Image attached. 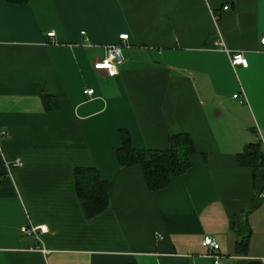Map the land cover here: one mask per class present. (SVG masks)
Instances as JSON below:
<instances>
[{"label": "crops", "instance_id": "obj_1", "mask_svg": "<svg viewBox=\"0 0 264 264\" xmlns=\"http://www.w3.org/2000/svg\"><path fill=\"white\" fill-rule=\"evenodd\" d=\"M121 34L118 74L95 70ZM262 37L264 0H0V264H211L205 236L223 264H264V169L238 159L257 138L264 151ZM121 131L140 150L188 135L189 170L151 191L119 165ZM79 168L110 185L93 220ZM29 223L47 226L46 254L21 234Z\"/></svg>", "mask_w": 264, "mask_h": 264}, {"label": "trees", "instance_id": "obj_2", "mask_svg": "<svg viewBox=\"0 0 264 264\" xmlns=\"http://www.w3.org/2000/svg\"><path fill=\"white\" fill-rule=\"evenodd\" d=\"M4 1L23 3L26 0ZM262 146L259 138L254 143L246 145L243 153L238 156L240 164L253 170L264 169ZM193 152V143L186 134L171 136L167 148L158 151L133 148L128 135L121 131L120 147L116 149V157L121 167L136 166L140 168L148 188L151 191H158L167 188L170 178L181 176L189 170L190 155ZM2 164L3 161L0 157V166ZM75 184L83 212L88 220L97 218L108 209L110 185L100 177L95 169H76ZM230 229L238 236L237 253L245 254L249 238L245 217L232 218Z\"/></svg>", "mask_w": 264, "mask_h": 264}, {"label": "built area", "instance_id": "obj_3", "mask_svg": "<svg viewBox=\"0 0 264 264\" xmlns=\"http://www.w3.org/2000/svg\"><path fill=\"white\" fill-rule=\"evenodd\" d=\"M227 6L223 7V10H227ZM47 37L53 38L54 32H49ZM128 35L121 34L119 35V44L117 45H108L104 46V56L96 61L93 65V68L97 71H104L109 76H116L118 74L119 67L123 64L124 58L122 55L123 47L127 46ZM260 44L264 46V37L260 39ZM229 61L232 67H243L246 68L248 63L245 59L243 53H231L229 54ZM84 94L87 96H91L93 94V90L86 89ZM235 98L237 97L234 96ZM1 135L6 136L7 133L5 131L1 132ZM19 162L16 161L9 166H18ZM49 232L46 225H34V224H27L26 226L21 228V234L25 236H29L35 240L36 246L34 250L41 252L42 254H46L47 251L44 249L43 246L39 245L41 239L40 237L44 234ZM201 245L205 250V253L208 258L211 260V264H223L221 261V253L219 244L216 240L209 236H205L202 241Z\"/></svg>", "mask_w": 264, "mask_h": 264}]
</instances>
